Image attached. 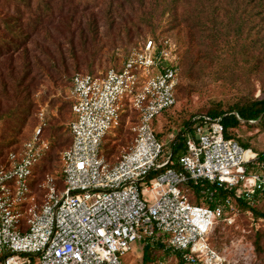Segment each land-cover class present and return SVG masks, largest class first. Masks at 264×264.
<instances>
[{"label":"built area","instance_id":"built-area-1","mask_svg":"<svg viewBox=\"0 0 264 264\" xmlns=\"http://www.w3.org/2000/svg\"><path fill=\"white\" fill-rule=\"evenodd\" d=\"M175 51L168 40H150L119 71L73 76L68 99L75 118L67 125L71 143L58 157L61 189L52 174L36 191L30 187L49 149L39 110L28 140L0 164V264H124L121 256L132 244L147 240L160 241L185 264H229L210 238L219 221L233 223L237 199L264 197V151L226 139L220 117L200 116L186 134L178 169L166 167L170 157L160 161L165 142L153 121L176 104ZM123 114L135 119L131 140L110 161L102 144ZM162 168L146 182L151 170ZM188 181L227 191L224 207L191 204L181 188ZM214 192L207 190L209 199Z\"/></svg>","mask_w":264,"mask_h":264},{"label":"trees","instance_id":"trees-1","mask_svg":"<svg viewBox=\"0 0 264 264\" xmlns=\"http://www.w3.org/2000/svg\"><path fill=\"white\" fill-rule=\"evenodd\" d=\"M16 1L23 2L25 7L33 10L37 14V20L41 19L44 22V17L47 16V21H50L53 16L49 0H38V2L36 0L37 6L34 8L29 6L30 0ZM89 1L93 2L95 0ZM116 1L120 3L121 11H124L122 7L125 5L128 6L129 11L133 14V17H130L127 22L121 24L123 25L124 32V55H129L130 46L135 36L137 37L143 29L155 35L159 30V23L163 20H165L166 31L177 30L180 32L185 28L187 30L185 35L189 39H194V42H197L198 49L195 52L191 49L192 44L186 46L183 51V60L178 64V83L174 89L176 102L180 90H186V84H180L179 79L182 78V75L188 78L194 73L201 79L203 73L201 65L205 62L228 72L241 71L243 68L245 72L251 73V69L247 67L251 61H254L253 67L260 68L262 71L261 83L264 86V0H148L147 5L145 3L147 0ZM108 11L110 14L109 26H111L116 23V17L112 15L113 13L110 8ZM20 18L21 14L18 11H15L14 15H10L7 11L4 13L0 11V23L5 29L4 32L0 30V58L12 52H25L24 45L29 40L30 34L22 27ZM124 18L127 19V16L125 15ZM41 21L38 20V22ZM93 21H90L91 26L94 24ZM44 28H46V25ZM93 38H95V34H93ZM9 59L11 60V57L5 59L7 64L10 63ZM25 59H27V56ZM46 60L51 62L54 59L46 55ZM35 61L37 62L36 59ZM94 61V58H92L86 64L85 70L79 71L78 61L73 59V67L71 69L64 67L58 79L60 81L67 79L69 81V90L72 78L76 73L92 76L99 74V72L93 69ZM27 63V61L24 63L22 74L12 79L15 88L14 97L16 99L14 105L5 111V113L0 114V164H5L8 153L19 151L22 144L29 138L26 131L22 133L33 112L34 106L31 99L34 89V78L32 77L26 81L31 72V68L27 66ZM109 69L119 71L121 70V64H113L101 73H105ZM0 78H2L1 73ZM263 86L261 92H264ZM3 90H5L4 84ZM64 105L69 106L71 114L69 122H71L73 120V113L71 111L70 100L67 103H62L60 110L63 109ZM174 106L163 111L160 118L166 117ZM200 116L220 117L224 126V137L226 139H233L244 148L250 149L248 144L238 141L239 138L236 130L245 124L240 120L256 121L259 119L255 125L262 124L264 127V98H253L252 94L251 97L243 96L231 105L222 106L219 103H212L210 107L201 109L199 112L190 114L186 119L180 120V122L175 124V128H167V126L163 125L160 131L156 130L157 121L155 119L153 121V128L158 140L162 141L168 135H173L168 145L163 147L161 155L162 160L170 157L166 166L167 168L178 169L177 159L186 150V134L192 132V126L196 118ZM167 117V120L170 121V116ZM45 120L47 127L44 130V136L50 141V149L33 169L29 181L33 191L38 189V185L46 173L54 175L57 187L59 189L63 188L62 174L59 167H57L55 150L59 148L64 149L71 143V134L68 128L61 133V126H50L47 118ZM134 122V117H128L127 114H123L118 128L121 130L126 128V137H128L130 135L128 127ZM115 147L114 144L107 148L102 147L103 156L107 160L115 153ZM165 152H169V154ZM259 153L262 154V152ZM163 170V168L151 170L146 178V182ZM181 188L186 191L187 199L191 204L209 208H214L215 206L224 207L225 199L229 195L227 191L217 188L215 185H210L207 181L197 183L188 181L187 184L181 185ZM208 189L215 190L211 199H209L207 194ZM235 205L240 211L249 212L255 219H264V197L257 198L252 203L237 199ZM228 211L227 208L224 209L223 217L229 216ZM250 244L253 250V257H260L264 252V232L256 231L252 236ZM141 247L142 255L139 264H159L161 257L169 253L166 252L165 245L160 241L152 242L147 240ZM212 247L226 258L225 254L217 249L216 246L213 245ZM174 258L176 264H185L180 260L177 253H174Z\"/></svg>","mask_w":264,"mask_h":264},{"label":"rangeland","instance_id":"rangeland-1","mask_svg":"<svg viewBox=\"0 0 264 264\" xmlns=\"http://www.w3.org/2000/svg\"><path fill=\"white\" fill-rule=\"evenodd\" d=\"M37 2L30 0L29 6L34 8L37 6ZM145 3L147 5L148 0ZM119 4L116 0H95L93 2L89 0H49L53 16L50 21H47V16H45L44 22L41 19H38L41 21L38 22L37 14L25 7L23 2L0 0V11L2 13L7 11L10 15H14L15 11H18L21 14L22 27L30 34L29 40L24 45V53L21 51L12 52L0 58V73L2 74V78H0V114L5 113L14 105L16 99L12 79L22 74V68L27 61L31 72L26 81L34 78L31 98L34 106L22 133L26 131L30 136L37 124L36 115L41 109L44 110L45 118L50 126H61V133H63L71 118L68 105H64L60 110L62 103H67L69 100V81L58 79L64 67L71 69L74 65L73 59H76L79 63L78 70L84 71L86 64L94 58L93 69L101 73L113 64H121L127 57L123 53L124 32L121 24L127 22L130 17H133V14L125 5L122 7L124 11H121ZM109 8L112 10V15L116 17V23L111 26H109ZM125 15L127 19L124 18ZM91 20H94L93 26H91ZM164 24L165 20L159 23L160 27L155 35L143 29L137 37L135 36L130 46L129 55L142 48L147 41L151 40L156 44H161L168 40L175 45V56L177 64H179L183 60V51L186 46L192 44L191 49L194 52L198 49L197 42L185 35L187 31L185 28L180 32L177 30L166 31ZM45 25L46 28H44ZM0 30L5 31L1 23ZM93 34H95V38H93ZM46 55L53 57L55 61L49 62L46 60ZM26 56L27 59H25ZM9 57L11 60L9 59L10 63L7 64L5 59ZM253 62L251 61L247 67L251 69V73L245 72L243 68L241 71L228 72L205 62L201 65L203 67L201 79L195 73L188 78L182 75L179 83L186 84V90H180L174 108L167 115L170 116V121L167 120V116L156 118V130L160 131L163 125L167 128H175V124L180 120L186 119L190 114L199 112L201 109L210 107L212 103H219L222 106L231 105L243 96L251 97L252 94L253 98H264V92H261L262 71L260 68H254ZM3 84L5 90H3ZM72 118L74 119L75 116L72 115ZM242 121L245 124L236 130L238 141L248 144L254 151L263 152L264 127L262 124L255 125L256 122L249 125L251 124L249 121ZM44 130L43 137L48 141L50 149V141L44 136ZM126 132V128L124 130L117 128L109 130L106 134L102 147L107 148L113 144L116 146L115 153L109 160L112 161V158L117 156L122 148L130 142L131 136L126 137ZM167 137L162 140L165 142V146L168 145ZM62 150V148L55 150L57 164ZM165 153L169 154V152ZM231 217L233 219L231 225L219 222L215 226L210 238L212 246H216L225 254L229 264H264V252L260 257H253V250L250 246L253 234L256 231L264 232V219H255L249 212H242L239 209ZM141 246L139 243H133L130 252L121 256L122 262L124 264H139L142 255ZM166 252L169 253L161 257L159 264H176L174 252L169 249Z\"/></svg>","mask_w":264,"mask_h":264},{"label":"water","instance_id":"water-1","mask_svg":"<svg viewBox=\"0 0 264 264\" xmlns=\"http://www.w3.org/2000/svg\"><path fill=\"white\" fill-rule=\"evenodd\" d=\"M240 121H242V120H240ZM258 121H259V119H258ZM258 121H255V122L249 121V123L254 124V123L258 122Z\"/></svg>","mask_w":264,"mask_h":264},{"label":"crops","instance_id":"crops-1","mask_svg":"<svg viewBox=\"0 0 264 264\" xmlns=\"http://www.w3.org/2000/svg\"><path fill=\"white\" fill-rule=\"evenodd\" d=\"M111 161V160H110Z\"/></svg>","mask_w":264,"mask_h":264}]
</instances>
